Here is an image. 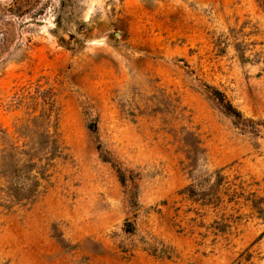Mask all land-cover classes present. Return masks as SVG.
Masks as SVG:
<instances>
[{"label":"rangeland","instance_id":"rangeland-1","mask_svg":"<svg viewBox=\"0 0 264 264\" xmlns=\"http://www.w3.org/2000/svg\"><path fill=\"white\" fill-rule=\"evenodd\" d=\"M0 264H264V0H0Z\"/></svg>","mask_w":264,"mask_h":264},{"label":"trees","instance_id":"trees-1","mask_svg":"<svg viewBox=\"0 0 264 264\" xmlns=\"http://www.w3.org/2000/svg\"><path fill=\"white\" fill-rule=\"evenodd\" d=\"M228 107L229 108H226V109H228L229 111H231L232 113H234L239 118L241 117V114L239 112H237L236 110H234V108H232V106L230 104L228 105ZM251 123H254V122L251 121ZM30 193H32V190L28 189L25 192L23 191V193L21 195L24 196V197H27L28 195H30Z\"/></svg>","mask_w":264,"mask_h":264}]
</instances>
